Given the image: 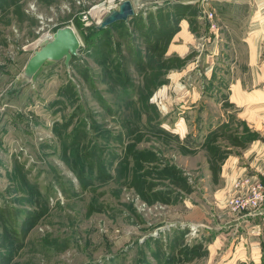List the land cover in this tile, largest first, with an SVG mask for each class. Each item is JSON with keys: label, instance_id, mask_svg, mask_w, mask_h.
I'll return each instance as SVG.
<instances>
[{"label": "rangeland", "instance_id": "rangeland-1", "mask_svg": "<svg viewBox=\"0 0 264 264\" xmlns=\"http://www.w3.org/2000/svg\"><path fill=\"white\" fill-rule=\"evenodd\" d=\"M122 1L0 0V264H206L205 225L244 213L215 197L202 144L232 107L218 91L192 102V85L157 97L171 32L140 0L98 33ZM64 26L77 54L31 79L30 57Z\"/></svg>", "mask_w": 264, "mask_h": 264}, {"label": "crops", "instance_id": "crops-1", "mask_svg": "<svg viewBox=\"0 0 264 264\" xmlns=\"http://www.w3.org/2000/svg\"><path fill=\"white\" fill-rule=\"evenodd\" d=\"M132 1L133 5L140 3ZM144 1L155 10L177 3L194 8L178 21L163 53L164 58L179 57L185 63L168 70L175 69L166 76L157 97L165 100L168 89L178 91L192 85L196 87L191 91L198 88L189 97H193L192 102H203L206 93L214 95L218 91L224 106L232 107L226 108L224 121L210 126L202 143L208 152L213 182L222 181L215 197L221 193L222 197L248 194L252 184L264 187V0ZM226 47L231 49L230 61ZM222 60L226 65H221ZM225 72L231 73L232 79H227ZM192 73L199 77L190 79ZM222 87L228 92L223 93ZM183 97L176 103L184 101ZM232 119L239 125L232 124ZM185 176L192 193L194 185ZM225 203L218 207L215 201L221 210L227 208ZM205 226L209 232L206 264H264V204L254 211H244L238 222L225 223L215 230Z\"/></svg>", "mask_w": 264, "mask_h": 264}, {"label": "water", "instance_id": "water-1", "mask_svg": "<svg viewBox=\"0 0 264 264\" xmlns=\"http://www.w3.org/2000/svg\"><path fill=\"white\" fill-rule=\"evenodd\" d=\"M135 15L132 0H123L117 9L112 10L97 27L104 29L115 22L127 21ZM80 48V40L71 26L60 27L54 33L52 40L44 42L42 47L35 51L26 64L25 74L31 79L49 60H65L68 64L71 58L77 54Z\"/></svg>", "mask_w": 264, "mask_h": 264}, {"label": "trees", "instance_id": "trees-1", "mask_svg": "<svg viewBox=\"0 0 264 264\" xmlns=\"http://www.w3.org/2000/svg\"><path fill=\"white\" fill-rule=\"evenodd\" d=\"M167 6H172L173 8H183L184 11L179 12L178 14H173V13H169V14L167 13L166 14L165 13V15H164V12H165V9H166ZM189 8H191V6L182 5L180 3H177V5H175V4H172V5L166 4L165 7L163 6V8L161 7V8L156 9L154 11L155 15L152 12H151V15L149 14L150 18H152V14H153V16L158 18V20H159V28H162L161 31H163L165 33L171 32V35L167 39L166 44L168 43L170 37L176 31L178 21L182 17L186 16L187 13L193 12V11H190ZM133 18L134 19L137 18L136 15H133ZM172 20H173V22H172ZM170 22H172V26L170 25ZM166 23L168 24V26L166 25ZM165 28H168V29L165 30ZM103 30H105V28L104 29H98L97 28V32L98 33L103 31ZM165 48H166V45L160 51V54H159L160 70L157 73H154L155 75H160V76L163 75L164 76V75H166V73L168 72V70L170 68H172V67H180V66H182L185 63V61L180 59L179 57L164 58L163 53H164V49ZM161 57H163V59ZM38 72L36 73V75L38 74ZM164 81H165L164 79L163 80L161 79V80H159V82L157 84L161 85ZM180 179L183 180L186 184L188 183L186 177L183 176V177H180Z\"/></svg>", "mask_w": 264, "mask_h": 264}, {"label": "built area", "instance_id": "built-area-1", "mask_svg": "<svg viewBox=\"0 0 264 264\" xmlns=\"http://www.w3.org/2000/svg\"><path fill=\"white\" fill-rule=\"evenodd\" d=\"M209 15L213 16V13ZM227 204L235 212L256 210L264 204V187L261 184H252L248 194L233 195L227 200Z\"/></svg>", "mask_w": 264, "mask_h": 264}]
</instances>
